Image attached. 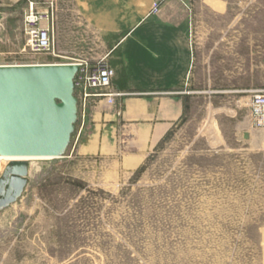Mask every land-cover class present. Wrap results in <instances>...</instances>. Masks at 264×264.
Segmentation results:
<instances>
[{"label":"rangeland","instance_id":"1","mask_svg":"<svg viewBox=\"0 0 264 264\" xmlns=\"http://www.w3.org/2000/svg\"><path fill=\"white\" fill-rule=\"evenodd\" d=\"M29 1L0 0V65L106 56L75 0H55V56L21 54ZM183 1L193 70L179 117L145 143L136 127L156 121L127 120L123 95L74 91L58 158L28 162L0 211V264H264V131L246 105L264 89V0Z\"/></svg>","mask_w":264,"mask_h":264},{"label":"crops","instance_id":"2","mask_svg":"<svg viewBox=\"0 0 264 264\" xmlns=\"http://www.w3.org/2000/svg\"><path fill=\"white\" fill-rule=\"evenodd\" d=\"M75 1L108 51L107 62L114 70L111 89L123 95L124 115L134 121L154 119V125L144 123L136 132H142L145 143L151 142L148 137L155 143L189 99L185 88L193 65L187 5L165 0L158 15H147L152 0H118V6L117 0Z\"/></svg>","mask_w":264,"mask_h":264},{"label":"water","instance_id":"3","mask_svg":"<svg viewBox=\"0 0 264 264\" xmlns=\"http://www.w3.org/2000/svg\"><path fill=\"white\" fill-rule=\"evenodd\" d=\"M75 72L69 64L0 65L1 156L58 158L74 117ZM27 176V161L4 166L0 211L20 199Z\"/></svg>","mask_w":264,"mask_h":264},{"label":"built area","instance_id":"4","mask_svg":"<svg viewBox=\"0 0 264 264\" xmlns=\"http://www.w3.org/2000/svg\"><path fill=\"white\" fill-rule=\"evenodd\" d=\"M56 20L55 0L29 1L23 14L22 32L25 43L20 50L21 54L55 56ZM71 64L76 67L72 82L73 93L75 91L79 94V101L86 100L92 90L99 91V96L105 97L109 103L122 96L110 89L114 70L108 64L106 56L92 61L77 59ZM246 105L251 127L264 131V89L248 91Z\"/></svg>","mask_w":264,"mask_h":264},{"label":"bare ground","instance_id":"5","mask_svg":"<svg viewBox=\"0 0 264 264\" xmlns=\"http://www.w3.org/2000/svg\"><path fill=\"white\" fill-rule=\"evenodd\" d=\"M66 64L72 65L71 63H66ZM66 81H68V80H66ZM53 159H55V158H52V157H6V156L0 155V163L4 164V165L6 163H8L9 161H13V160L31 162V161H50Z\"/></svg>","mask_w":264,"mask_h":264}]
</instances>
